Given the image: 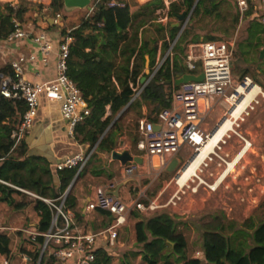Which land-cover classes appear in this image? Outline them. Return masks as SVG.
<instances>
[{"label": "trees", "instance_id": "16d2710c", "mask_svg": "<svg viewBox=\"0 0 264 264\" xmlns=\"http://www.w3.org/2000/svg\"><path fill=\"white\" fill-rule=\"evenodd\" d=\"M62 1L51 0V6L61 7ZM109 2L110 0H99L95 3L91 17L81 20L69 32L62 30L63 35L73 39L69 45L66 76L77 87L90 111L89 116L74 127L72 138L79 145L88 146V149L96 146V150L102 152H111L115 148L116 140L123 132L122 122L126 117L132 115V129L138 131L143 103L157 102L162 108L169 105L172 90L177 88L166 83L171 82L177 73L181 70L191 74L201 72L200 62L195 64V70L187 69L185 44L189 41L199 42L193 22L200 17L213 16L220 4V0H198L193 8L196 0H180L169 5L168 16L174 18L193 8L189 22L173 45L170 52L172 55L166 57L154 76L135 97L138 80L144 70V57H155L160 37H147L146 34L151 33L148 29H143L140 37V29L152 19L133 24L134 16L128 6L108 7ZM143 10L146 16L149 6ZM28 13L27 5L22 2L15 6L0 3V42L14 30L13 20L21 24L33 22L29 21ZM156 26V33L159 35L163 29L160 24ZM177 32L178 29H170V41L174 40ZM168 48L169 44L163 42L161 49ZM0 73L13 75L10 67L0 69ZM243 80L242 76L239 82ZM108 106L110 115L106 117ZM25 111L26 105L22 100L0 99V180L42 198H47L45 191L51 189L49 198L55 199L71 184L76 169L57 172L59 188L54 192L52 181L43 179L44 175L50 176L49 167L38 165L32 159L26 158L23 145L17 152V158L8 156L12 148L11 126L18 124ZM148 120L154 119L148 117ZM16 193L18 192L13 188L0 184L1 202L11 205L12 195ZM75 203V198L69 193L65 208L74 209ZM34 204L39 216L38 231L46 232L50 226L51 211L40 200H35ZM202 230L203 258L192 259L186 257L187 239L172 218L163 214L141 219L136 223L135 231L136 243L144 246L143 264H175L170 261L169 254L163 253L167 246L171 254L177 256L176 263L183 260V264H264V201L238 226L234 221H225L221 212L211 215L210 221L202 225ZM148 235L153 238L152 241H148ZM42 243L43 238L38 237L31 243L30 250H24L33 262L38 259ZM10 255V237L0 233V256L9 258ZM135 258L136 254L124 255L121 264H133ZM111 261L107 251L97 249L92 264H111ZM40 264L53 263H46L43 259Z\"/></svg>", "mask_w": 264, "mask_h": 264}, {"label": "crops", "instance_id": "0c3cea01", "mask_svg": "<svg viewBox=\"0 0 264 264\" xmlns=\"http://www.w3.org/2000/svg\"><path fill=\"white\" fill-rule=\"evenodd\" d=\"M6 1L8 2L5 3L11 2L10 0ZM12 1L15 5H17L23 0ZM29 1L39 5H37V8H34L36 12L31 19L33 22H28L27 24H24V26H30L35 32H45L54 40L55 44L58 43L59 33L62 32L63 29L67 28L68 25L70 28L77 27L81 20L87 19L93 15L95 7L94 1H91L82 8L75 5H70V11L68 12H65L63 10V6H61L62 9L60 15L63 17L64 27L60 28L57 25L51 27L46 23L49 19L51 11L45 12L44 7L49 3L51 4V0ZM117 1L123 4V6L129 7L130 13L134 16L133 24H137L141 20L152 19L140 29V37L143 29H148L149 32H151L146 34L147 37H160L155 57L153 59H151L149 55H145L144 57V70L138 80L136 87V89L139 90L141 87H144L154 76L153 75L151 77V75H148L147 72L150 71L151 73L152 71H155L158 66L164 62L168 55H172L170 53L171 49L189 22L192 10L198 0H196L191 11L188 13H185L184 11L175 18L168 16L169 5L171 3H177L180 0ZM40 3L43 5L41 6ZM247 3V10L244 13H240L236 3L233 0H220V4L216 9L217 13H214L213 16L207 18L200 17L194 21L193 27L195 34L199 37V42L192 43L189 41L186 43L184 54L187 57L188 53L192 52L193 48H199L201 44L205 43V41H230L233 45L231 68L234 82H239V79L243 76L244 80H247L250 84H252V87H256L258 89V94L255 98L259 97V95H262L264 98V22L262 20L264 17V0H247ZM146 6H149V11H147L146 16H144L143 9ZM183 14L186 16L183 20H181L180 17ZM68 16H71L72 18L79 16V18L75 23L66 24V22L69 23L67 21L69 19H66ZM157 24H160L163 29L159 35L155 30ZM170 29H178L173 41H170ZM163 42L169 44L168 49H161ZM32 48L33 45L28 39L16 41L11 45L6 44L5 41H1L0 69L9 67V62L14 55H26L30 50H32ZM54 62L55 57L53 56L50 60V67L46 70L44 75L39 74L38 68L36 66H27L25 69L24 79L29 82L41 83L51 80L54 77ZM151 62H153L152 66ZM142 77H146L147 80L144 84H141L140 82ZM175 78L166 84L174 87L173 81ZM114 83L116 84V82ZM173 92L174 90H172V94ZM137 96L135 95V97ZM170 101L171 98L168 100V102L170 103ZM225 102L226 100H221L216 103L212 113H210L202 123V131L210 134L213 133L216 130V127L220 125L222 119L226 115L224 110L226 108ZM106 109L107 117L110 115L109 106ZM160 109H162V106H159L157 102H145L141 107L142 118L140 119L148 120V117H150L151 119H154L152 122L155 123L157 121V114ZM122 124L123 132L117 138L115 148L111 152H102L96 150V146L92 149H88V146L79 145L68 134L66 123L62 120L60 115L59 104L48 100L44 95H42L39 111L34 121L33 127L30 131V134L22 144L26 158L32 159L33 162L38 165L49 167L50 176L44 175L43 179L52 181V189L54 192H57L59 188L58 175L55 171V166L63 160L74 156L75 154L90 152L93 150L89 162L76 178L70 190V194L75 198L76 201L74 209H70L74 213L76 222L79 224L85 223L86 230L92 233H100L104 231L112 220V217L107 213L95 211L88 214L85 211L86 205L89 203V201L93 200L95 189L97 187L105 186L110 183L115 184V190L118 189V194L122 198H126V195L131 191L135 192L136 188H139L138 196L143 195L142 192L149 190L148 188H151L155 185L156 186L154 190H162L166 184L171 182V180H169L170 176L179 174L183 167H185L191 155V148L189 146H184L174 157L180 160V169H178L174 175L168 174L166 173L165 169L174 158H172L170 162L164 167L161 165L160 159L158 157L149 158L144 155V153L139 152L136 148L137 142L139 140V132H135L132 129V115L126 117ZM262 139L263 137L261 138V141ZM258 145L260 144L258 143ZM113 151L118 153L127 151L134 157H140L143 160L142 165H139L137 172L132 177L124 178L122 174L123 169L128 164L122 166L118 161L112 160L111 153ZM257 151L260 153V157L264 162V149L259 146ZM45 192L47 194L46 199H50L49 196L51 195L52 190L48 189ZM158 193L160 194V192ZM151 194L155 193L152 192ZM12 200L13 203L11 205L0 201V222L11 229V232L7 233V235L10 237V245L12 238L18 240V246L20 249L16 255L20 257V255L24 253L21 252V250H30L32 248L28 237L23 232H21V230H38L39 216L35 210V200L29 196L16 193L12 195ZM204 207L205 206L203 204L199 205L197 203L193 205L191 200L184 199L177 209L171 208L170 210L157 211L150 216H145L137 212L139 215L138 217L132 216L133 221L127 220V223L120 228L118 239L114 248L110 250L106 249L102 240L97 242L96 247L97 249L103 250L105 248V250L111 256V264H121V260L123 259L124 255L130 256L131 254H136L133 264H143L142 252L144 246L143 244L136 243V223H138L141 219H149L151 217L164 214L172 218L178 224V229L182 231V229L187 228L190 219L198 214V212L203 211ZM131 223L133 225L132 231L130 228ZM127 233L128 236H131L129 237L130 241H132L131 244H128L124 240ZM152 240L153 238L148 235V241ZM167 243L168 242H166V244ZM171 247H173V245H171ZM198 251L202 253V248ZM163 253L169 254V259L173 263L183 264V260L176 263L177 256L171 254L170 248L168 246L165 247ZM186 257L196 259L194 253L191 252L189 245ZM3 258L5 257L0 256V259ZM12 258L13 254L11 253L10 257L5 259H8L11 264ZM202 258L203 253L198 259Z\"/></svg>", "mask_w": 264, "mask_h": 264}, {"label": "built area", "instance_id": "2783aa9c", "mask_svg": "<svg viewBox=\"0 0 264 264\" xmlns=\"http://www.w3.org/2000/svg\"><path fill=\"white\" fill-rule=\"evenodd\" d=\"M98 1L94 0L95 3ZM233 1L240 13L247 10V0ZM9 3L11 6H15L13 1ZM108 7H123V4L117 0H110ZM44 11H52L50 3L44 7ZM262 20L264 22V17ZM13 24L14 30L4 40L6 44L11 45L16 41L28 39L33 45L32 50L26 55L16 54L10 60L9 67L13 75L0 73V99L22 100L26 105V111L18 124L14 127L11 126L12 148L8 156L15 159L18 157V150L33 127L42 95L59 104L61 118L66 123L68 134L71 137L74 127L86 119L90 111L77 87L66 76L69 45L73 39L60 32L58 43L55 44L54 40L43 31L35 32L17 20H13ZM66 31L70 30L66 29ZM232 48L233 45L230 41H209L200 45L198 57H194L192 52L188 53L186 57L187 69L195 70L196 62H200L202 69L200 73L204 74V79L201 82H188L177 87L171 96L169 105L159 110L155 123L146 119L138 121L139 140L136 148L139 152L149 158L158 157L161 165L165 167L184 146H189L197 151L199 146L208 139L209 134L202 131L201 125L212 113L216 103L227 98V93L234 82L231 68ZM53 56L55 57L54 77L51 80L41 83L29 82L24 79L25 69L29 65L36 66L39 74L44 75L50 67V60ZM143 88L137 90L136 96ZM155 126L159 127L158 130H155ZM241 139L245 143L244 150L241 151L242 154L250 146V143L243 137ZM92 153L93 150L75 154L55 166L56 172L76 169L73 181L56 199L39 197L0 180V184L11 187L18 193L42 201L51 211L50 226L46 232L40 233L38 230L32 229L21 230L28 237L30 243L35 242L38 237L43 238L37 264H40L43 259L46 263L53 264H92L95 260L97 242L102 240L108 250L114 248L119 230L127 223L132 211L150 216L168 207L177 209L185 199L184 193L179 195V192H176L164 204H161L159 200L160 194L153 199L140 195L136 199L126 201L120 196L111 194L115 190V184L110 183L97 187L94 198L86 205L85 211L88 214L95 211L107 213L112 217V220L104 231L89 232L86 230L85 223L76 222L74 213L70 209H66L64 204L76 178L89 162ZM222 161L227 168L231 165V163ZM138 168V164L128 163L123 169V177H132ZM240 170L246 169L242 166ZM243 172L242 174H232L228 179V175H226L218 181L217 186L212 188V191H215L217 187L221 186L228 194L222 203V210L228 219L232 218L238 207L252 211L256 210L264 201V166L260 169L252 168ZM10 232L11 229L0 222V233L7 235ZM200 256H202L200 252L195 255L196 258ZM20 257L24 264L33 262L27 253H22ZM1 264H10V262L8 259H4Z\"/></svg>", "mask_w": 264, "mask_h": 264}, {"label": "rangeland", "instance_id": "374dc122", "mask_svg": "<svg viewBox=\"0 0 264 264\" xmlns=\"http://www.w3.org/2000/svg\"><path fill=\"white\" fill-rule=\"evenodd\" d=\"M5 2L8 1L0 0V3H5ZM21 2L26 4L27 7L29 8V13L27 14V17H29L30 18L29 21H31V19L33 18L36 12L34 8H37L38 7L37 5L39 4L31 2L29 0H23ZM40 5L42 6L43 4L40 3ZM78 18L79 16H77L76 18H72L71 16H68L66 19H69L67 20L69 23L66 22V24L75 23L78 20ZM26 27L31 28L28 25ZM69 28L70 26L68 25V27L65 29H69ZM192 54L194 57H198L200 54L199 48H193ZM251 87L252 84H250L247 80L237 83L233 82L232 87L227 93V98L225 99L226 108L224 110L226 115L222 119L221 123L229 118L230 111L236 106V104L242 98V95L237 93L236 90L238 88H244L245 91H247ZM234 128H235L234 133H231L230 136L224 139L223 143H221L219 146H217V148L214 149L213 153L210 154L204 160V163L200 167L199 171H197V176L194 177L191 181H189L184 187L179 188L175 184V182L177 179H179L182 171L187 167L189 162L196 156V151L194 149H191V155L185 167H183V169L180 171L179 174L170 176L169 180H171V182L169 184H166V186L162 190L161 189L159 191L158 189L154 190L156 186L155 185L152 186L151 188H148L149 190H145L144 192H142L143 196H145L148 199H153L159 194L158 192H160L159 200L161 204L166 203L169 200V198L176 192H179V195H182V193H184L183 197L185 199L191 200L193 205L198 203L199 205L203 204L205 206L203 211L198 212V214H196L194 217L190 219L187 228L182 229V232L184 233L187 239L189 248L191 252L194 253V255L200 252L198 250H201L202 235H203L202 225L210 221L211 215L222 212L223 215L225 216V221L228 222L234 221L238 226L242 224L243 221L248 219L255 211V210L246 211L242 207H238V209L235 210L234 214L232 215V218L228 219V217L225 215L224 211L222 210V203L224 199L228 197V194L225 193V191L221 186L217 187L215 191H212V188L217 186L219 183L218 181L223 177H225L226 175H228L227 177L228 179L230 175L232 176V174H238V173L242 174L244 173L243 171H248L251 170L252 168L260 169V167L264 166V162L260 157V153L257 151V148L259 146L264 149V98L262 97V95H259V97L254 98L250 107H248L246 111L243 113L241 119L235 123ZM211 134L213 133H210L209 136ZM241 137L246 139L250 143V146H248L245 152L240 155L237 164L232 166L230 165L227 168L223 164L222 160L230 164L231 161L239 153H241V151L244 150L243 148L245 147V143L243 142ZM262 137L263 139L261 141ZM258 143L260 145H258ZM242 166H244L246 170H240V167ZM138 192H139V188H136L135 192L133 191L129 192V194L126 195V198L123 197V199L126 201H129L130 199H136L139 195ZM152 192H154L155 194H151ZM170 209L171 208L168 207L162 210H170ZM132 216L138 217L139 215L136 211H132L128 217V220L133 221ZM132 223L130 224L131 231L133 230ZM129 237L131 236L130 235L128 236L127 233L124 240L128 244H131L132 241H130ZM11 240L12 241L10 248H11V253L13 254V258L11 259V264H24L21 260V257H18V255H16L20 249L18 246V240H15L14 238H12ZM21 252L24 251L21 250ZM3 259H0V264L3 262ZM37 263H38V259L36 262H31L30 264H37Z\"/></svg>", "mask_w": 264, "mask_h": 264}, {"label": "bare ground", "instance_id": "6f19581e", "mask_svg": "<svg viewBox=\"0 0 264 264\" xmlns=\"http://www.w3.org/2000/svg\"><path fill=\"white\" fill-rule=\"evenodd\" d=\"M236 92L242 95L241 100L230 111L229 118L224 120L213 134H211L208 139L199 146L196 151V156L189 162L187 167L182 171L179 179L175 182L179 188L184 187L189 181L196 177L197 171H199L204 160L213 153L217 146L223 143L226 137L230 136L231 133H234L235 123L241 119L243 113L248 107H250L254 98L258 94V89L256 87H251L249 90L245 91L244 88H238ZM240 155L241 153L232 160L231 166L238 162Z\"/></svg>", "mask_w": 264, "mask_h": 264}, {"label": "water", "instance_id": "95a60500", "mask_svg": "<svg viewBox=\"0 0 264 264\" xmlns=\"http://www.w3.org/2000/svg\"><path fill=\"white\" fill-rule=\"evenodd\" d=\"M91 1L94 0H63L62 1V6H63V10L65 12L70 11V5H75L77 7H85L86 4L90 3ZM61 7L55 6L53 7L50 15H49V19L47 20V24H49L51 27L57 25L60 28L64 27V23H63V17L62 15H60L61 12ZM185 14H183L180 19L183 20L185 18ZM150 71L147 72L148 75H151V77L154 75L155 71H152L150 74ZM204 79V74L200 73L198 75H193V74H189L186 73L184 70H181L177 75L176 78L173 81V85L174 87H179L181 84L184 83H188V82H201ZM146 77H142L141 78V84H144L146 82ZM123 112V111H122ZM122 113H120L121 115ZM120 115H118L117 118L120 117ZM116 118V119H117ZM155 130H158V126L154 127ZM111 158L114 161H118L122 166H125L128 163L134 162L138 165H142V158L140 157H134L132 155H130L129 152L127 151H123V152H116L113 151L111 153ZM181 163L180 160L177 158H174L169 165L166 167L165 171L168 174L174 175L178 169H180ZM112 195L114 196H119L118 194V189H116L115 191L111 192Z\"/></svg>", "mask_w": 264, "mask_h": 264}]
</instances>
